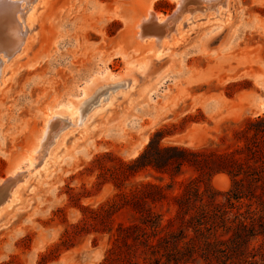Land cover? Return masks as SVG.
Here are the masks:
<instances>
[{"label":"rangeland","instance_id":"1","mask_svg":"<svg viewBox=\"0 0 264 264\" xmlns=\"http://www.w3.org/2000/svg\"><path fill=\"white\" fill-rule=\"evenodd\" d=\"M204 1L186 0L179 8L177 0H39L18 50L5 41L7 20L0 18V182L27 167L37 146L35 162H43L0 209V264H103L118 223L133 220L127 210L116 215L113 233L89 226V233L62 244L66 230L87 217L85 207L96 209L119 193L99 178L101 166L117 160L98 157L113 153L132 161L154 137L164 146L223 151L248 119L264 114V0H215L220 4L203 10ZM149 9L162 17L182 12L173 22L180 37L160 57L153 43L141 42L159 43L158 31L149 34L148 23L144 39L136 34ZM124 76L131 79L127 86L111 88ZM101 83L106 89L86 99L73 124L57 132L61 122L48 114L62 119L59 113L75 110ZM156 175L144 170L127 185H164L171 196L156 210L165 222L176 215L173 197L185 182L194 180L220 202L233 185L227 173L207 179L189 166L175 178ZM252 246L264 253V237Z\"/></svg>","mask_w":264,"mask_h":264},{"label":"trees","instance_id":"2","mask_svg":"<svg viewBox=\"0 0 264 264\" xmlns=\"http://www.w3.org/2000/svg\"><path fill=\"white\" fill-rule=\"evenodd\" d=\"M246 123L236 131L235 144L223 151L164 146L154 137L132 161L113 153L98 157L97 162L117 160L101 166L99 178L100 184L111 181L119 193L96 209L85 207L87 217L71 232L66 230L69 240L62 244L89 233V226L113 233L116 215L127 210L133 220L118 223L103 264H264L261 248L252 246L255 238L264 237V114ZM184 166L207 179L227 173L233 181L227 202L218 201L210 190L205 196L190 180L173 197L177 212L165 222L156 210L171 196L164 185L135 181L128 188L127 181L144 170H153L162 180L165 175L178 177Z\"/></svg>","mask_w":264,"mask_h":264},{"label":"bare ground","instance_id":"3","mask_svg":"<svg viewBox=\"0 0 264 264\" xmlns=\"http://www.w3.org/2000/svg\"><path fill=\"white\" fill-rule=\"evenodd\" d=\"M38 1L39 0H0V18L2 20L3 19L7 20V27H8V31H9L8 35L5 37V41L8 42V45L9 44L13 45V47L16 45V47H18L16 50H18L22 46V44L24 43V40L26 39V36L31 31L30 27H28L25 24V20L27 22V19L29 20L32 18L34 11H35L36 4ZM177 1H178V7L182 8V5L186 0H177ZM213 1H215V0H205L204 1L205 3L203 2V4H205V5H203L202 7H199V8L206 10L210 7H216L218 4H220L219 2H218V4H212ZM210 4H211V6H210ZM168 18H170V16L169 17H166V16L162 17V15L160 13H157V12L155 13L154 10L152 11L151 9H149L146 16L141 18V20L136 24L137 28H141V31H139V32L137 31V33H136L137 37L142 38V39L145 38V35H143V31H145V30L142 31V27L143 26L145 27V25H147L148 23L149 24L147 25V29L149 28L148 31H152L149 34H152L153 32L157 31V28L154 27L156 23L166 25L165 33L161 32V34H156L158 39L160 40L159 43H157L154 38L141 40L142 43H147V42L153 43V45L156 48V56L157 57L161 56L162 48H164L165 46L171 45L175 40H177L180 37L181 30L175 24H173V22L177 18L173 17L175 19L172 18V20H169V21H168ZM191 19H192V17H190V16L187 17V20L190 21ZM150 20H152V21L149 22ZM173 25H175L176 27L174 26V28H171V31L169 32L167 30V28L172 27ZM1 35H2V38H4L3 34H0V38H1ZM165 37H170V38L165 39ZM0 42H1V40H0ZM3 46H4V44H3ZM11 47L9 49H11ZM121 80L123 81V83H118V84L112 86L111 88H117L119 86H127V83L131 79L124 76V77H121V79L114 80V82H116V81L122 82ZM104 85H106V83H101L100 85L96 86L91 92L87 93V96L85 97V99H83L82 101H79L77 104H75V110H73V111L68 110V112L59 113V115L63 116L62 119H56V117L53 114H48V116L51 117L52 119H55L56 121L61 122V124L58 123L57 132H59L63 128H66L67 126L72 125L73 124L71 122L72 116H77L79 114V111L81 110V107L84 105V102L86 101V99L90 98L88 100V101H90L96 94L100 93L103 89H106V87H104ZM90 95H91V97H88ZM92 95H93V97H92ZM108 97L110 98L112 96L109 95ZM107 98H106V100H107ZM109 98H108V100H109ZM106 100H104V101H106ZM101 105L102 104L100 101V103L95 107V110L100 108L99 106H101ZM259 107H260V109L264 110V101L262 102V104H260ZM79 123H81V121H79V120H77V122H75L76 125ZM53 137H54V135H50V138L48 139V141H51L53 139ZM45 145H46V143H45ZM45 145H41L40 148H44ZM45 150H43V154H44ZM39 151H40V149L37 146L31 152L29 157L27 158V160H28L27 167H25V168L24 167H18L12 174L8 175V177L5 180L0 182V189L2 187H4L6 190L4 198H2L0 200V209L3 205H5V204L9 205V204H11V202H13L15 200V197H16L15 193H16V189H17L16 186H17L18 182L24 181L27 176H29L31 174L33 175L38 170H41L43 168V162L42 161H40L38 163L35 162L38 159L36 157V154ZM222 178L223 177L217 176L216 182L224 185L225 180H223ZM4 188H3V190H4Z\"/></svg>","mask_w":264,"mask_h":264},{"label":"water","instance_id":"4","mask_svg":"<svg viewBox=\"0 0 264 264\" xmlns=\"http://www.w3.org/2000/svg\"><path fill=\"white\" fill-rule=\"evenodd\" d=\"M176 10V9H175ZM181 10H179V11H174L171 15H170V18H168V21L169 20H172V18L173 17H175V18H178L179 17V15H180V12ZM182 14V13H181ZM175 18H173V19H175ZM156 23V22H155ZM154 27H156L157 28V31H158V33L159 34H161L160 32H164L165 33V31H166V25L165 24H155V26ZM142 30H145L144 29V26L142 27Z\"/></svg>","mask_w":264,"mask_h":264}]
</instances>
